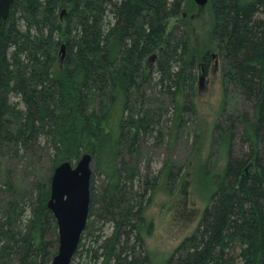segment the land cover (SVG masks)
Listing matches in <instances>:
<instances>
[{
	"label": "trees",
	"instance_id": "16d2710c",
	"mask_svg": "<svg viewBox=\"0 0 264 264\" xmlns=\"http://www.w3.org/2000/svg\"><path fill=\"white\" fill-rule=\"evenodd\" d=\"M186 1H12L0 18V264L51 263V176L85 153L89 213L72 261L150 264L145 209L176 175L167 163L143 177L140 145L171 144L212 58L190 46ZM208 4L222 86L212 145L226 160L196 229L165 264H264V0Z\"/></svg>",
	"mask_w": 264,
	"mask_h": 264
},
{
	"label": "rangeland",
	"instance_id": "374dc122",
	"mask_svg": "<svg viewBox=\"0 0 264 264\" xmlns=\"http://www.w3.org/2000/svg\"><path fill=\"white\" fill-rule=\"evenodd\" d=\"M184 10L190 46L200 56L208 54L212 58L206 74L199 73L193 98L195 114H184L185 122L176 131L171 144L165 140L155 144L150 139L140 145L137 165L143 177L156 174L167 163L176 175L172 189L157 188L145 209L150 231H144V243L150 264H165L181 241L196 229L226 160L224 149L212 145L213 128L219 119L222 101L220 63L210 42L212 12L208 3L200 6L194 0H187ZM174 26L173 20L168 30ZM165 102L164 111L169 116L171 110ZM233 155H241L237 145ZM124 159L132 164L129 155H124ZM101 180L100 176H93L94 188L101 187ZM83 242L88 243V239ZM71 264H85L83 254L79 253Z\"/></svg>",
	"mask_w": 264,
	"mask_h": 264
},
{
	"label": "water",
	"instance_id": "95a60500",
	"mask_svg": "<svg viewBox=\"0 0 264 264\" xmlns=\"http://www.w3.org/2000/svg\"><path fill=\"white\" fill-rule=\"evenodd\" d=\"M12 1L0 0L1 19L7 18ZM194 2L203 6L208 0ZM91 161V155L85 153L75 164L68 161L60 163L52 173L47 208L56 222L58 245L50 264H71L85 230L90 202Z\"/></svg>",
	"mask_w": 264,
	"mask_h": 264
},
{
	"label": "bare ground",
	"instance_id": "6f19581e",
	"mask_svg": "<svg viewBox=\"0 0 264 264\" xmlns=\"http://www.w3.org/2000/svg\"><path fill=\"white\" fill-rule=\"evenodd\" d=\"M79 245V244H78ZM78 248V247H77ZM75 254V253H74ZM74 257V256H73ZM73 259V258H72ZM72 262V261H71Z\"/></svg>",
	"mask_w": 264,
	"mask_h": 264
}]
</instances>
